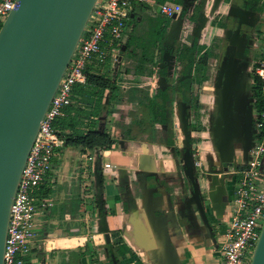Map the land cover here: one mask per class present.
<instances>
[{
  "label": "crops",
  "instance_id": "0c3cea01",
  "mask_svg": "<svg viewBox=\"0 0 264 264\" xmlns=\"http://www.w3.org/2000/svg\"><path fill=\"white\" fill-rule=\"evenodd\" d=\"M222 1L145 0L137 4L128 20L121 48L126 51L128 46V52L131 53L130 63L135 66H132L128 74L124 73L127 77L121 86L128 88L148 84L151 92L165 87L167 80L160 70L165 66L168 75H183V66L176 64L175 56L170 55L169 50L165 51L164 60L154 66L152 75L146 82V70L139 69L135 64L137 60L142 63L143 52L157 56L161 43L155 33L160 30L161 25L154 27L149 20L147 22L146 17L151 19L164 16L161 15V4L179 3L183 9L187 5L200 4L201 21L193 28L194 32L203 31L211 35L203 41L204 52L210 50L212 44L217 48L221 42L212 38L220 30L217 26H211V20L213 12L222 7ZM227 8L228 6H224V9ZM181 13L177 16L182 15ZM253 16L251 14L250 20ZM256 19L264 23L263 16L262 19ZM243 32L248 34L241 29L240 33ZM220 35L223 34H218ZM169 41L172 40L168 38L167 42ZM263 57L264 49L261 50V56L255 61L254 67ZM114 58L110 56L111 60ZM220 64L215 78L204 80L202 84L195 83L193 88L197 95L199 114L195 123L204 117L201 109L205 102L211 106L209 110L213 113L212 117L206 115L202 122L200 120L201 126L205 127L199 129L196 124L194 130H191V136L195 139V144L191 143L194 158L196 157L195 183L203 195L206 212L212 218L219 209L226 208L227 201L223 199L224 193H213L209 188L210 180L218 181L217 177L223 174L238 173L235 169L242 165L239 163L226 169L219 162L215 148L216 138L212 126L218 116V96L222 82L219 77ZM203 69L206 70L203 64L196 63L191 74L195 76L199 70L202 73ZM100 70H105V67L101 66ZM254 75H257L256 72ZM235 95L237 97L239 94L236 92ZM235 103L237 110H240V98ZM168 105L170 120L166 127L171 143L141 141L139 136L135 139L119 136L117 144L109 149L89 150L63 146L56 151L50 169L53 194L48 200L47 208L44 206L37 210V236L33 248L38 250L32 253L30 264H166L161 252L159 232L151 218L153 211L165 215L180 264H218L222 233L215 239L214 231L207 226L197 205L192 203L194 185L186 178V169L182 165L185 134L181 128V120L185 115L186 103L177 98ZM125 107L126 104L119 105L118 111L109 117L111 130L115 129V122L131 121ZM236 121L239 125V120ZM106 163H110V166L107 167ZM99 175L103 176V181L98 184ZM206 176L211 179H206ZM237 185L238 183L235 188ZM95 191H99V206H94L96 202L90 201ZM229 212L230 216L222 231L228 225L232 208ZM115 232L123 239L125 251L131 252L125 257L119 258L111 250L110 244L115 239Z\"/></svg>",
  "mask_w": 264,
  "mask_h": 264
},
{
  "label": "water",
  "instance_id": "95a60500",
  "mask_svg": "<svg viewBox=\"0 0 264 264\" xmlns=\"http://www.w3.org/2000/svg\"><path fill=\"white\" fill-rule=\"evenodd\" d=\"M16 2L15 9L0 27V264H4L10 213L23 168L41 122L98 0H16ZM251 14H253L251 10H243L239 15V24L253 23L250 20ZM183 21L182 15H173L167 33L169 40L178 36ZM239 34H241L239 28L234 30L222 57L219 75L222 78L218 96L219 115L212 126L218 160L226 169L247 161L248 152L256 136L253 103H250L245 115L244 131L236 124L237 114L240 113L234 102V95L242 85L238 75L241 73L244 75L243 68L251 61L250 53L245 51L246 43L242 41L246 33L243 32L234 43ZM252 84L253 82H248V89ZM258 101L259 97L256 99L257 103ZM184 111L185 115L181 120V128L185 134L182 160L186 175L194 185L192 203L197 205L210 228L203 195L195 183L190 117L185 108ZM235 133L243 134L246 144L238 159L235 155ZM151 218L159 232L165 263L180 264L165 215L153 211ZM250 264H264V223Z\"/></svg>",
  "mask_w": 264,
  "mask_h": 264
},
{
  "label": "trees",
  "instance_id": "16d2710c",
  "mask_svg": "<svg viewBox=\"0 0 264 264\" xmlns=\"http://www.w3.org/2000/svg\"><path fill=\"white\" fill-rule=\"evenodd\" d=\"M222 4H227L228 8L224 9L222 5V7L213 12L211 20V26H217L220 30L217 34L212 35V38L221 40L218 43V47L221 46V51L218 53L221 61L222 54L225 52L234 30L239 28L240 31L243 29L248 32L243 38L246 41L245 51L247 53H250V50L258 45V41L263 39L264 33V23L260 25L262 22L256 19L264 17L263 0H223ZM243 10H251L253 12L254 16L251 18L253 23L239 24V15ZM200 12L201 6L198 3L185 6L181 13L184 17L181 31L177 37H174L169 42H167V33L173 16L166 18V15L161 13V15H164V19L160 30L155 33L161 43L157 56L143 52L141 55L142 63L139 60H137V63L135 62L136 67L146 70V82L152 75L154 66L159 61L164 60L165 51L169 50L170 55L175 56L176 64L183 66L181 71L183 75L179 77L170 76L166 72L167 66L161 68L160 70L167 80L165 87H159L151 92L148 84L130 86L128 88L121 86L127 77L126 75L124 76V73L128 74L132 66H135L130 63L131 53H129L130 49L128 50V46L127 50H121V54H118L114 60H111L109 56L102 64L89 65L86 70L87 82L74 85L72 102L64 108V114L58 116L54 122L58 134L64 138L63 146H76L89 150L109 149L117 144L119 136L125 139H135L139 136L138 138L141 141L171 143L172 140L167 136L166 127L170 120L168 104L178 98L185 101V110L189 117L193 110L197 112V95L193 92L194 84H202V81L210 78L209 65L211 58H215V55H218L215 44L211 45L210 50L202 52L204 39L211 37V35L203 31L201 33L194 32L193 26L200 23ZM231 23L233 24L231 25ZM218 34L223 35L218 36ZM239 35L241 36V34ZM196 63L203 64L206 70L203 69L202 73L199 70L193 76L191 73ZM101 66L105 67V70H100ZM253 88L255 90H263L264 88V80L258 75H255ZM122 104H126L125 112L131 117V121L128 123L115 122V129L111 130L109 117L118 111L119 105ZM257 105L260 110L264 109V103L261 101H258ZM212 114L210 110L206 111L207 117H212ZM195 126L192 128L191 124L189 125L191 130H194ZM197 127L201 129L205 126L198 124ZM184 151L185 148L181 157H183ZM179 153L181 151L178 152V155ZM182 165L185 167L183 160ZM102 177V175H99L98 184L103 181ZM51 178L52 172L49 170L43 182L35 189L34 193L38 209L46 207L48 200L53 194ZM186 178L191 181L187 175ZM92 197L90 201L96 202L94 206H99V191H95ZM114 237V241L110 244L111 250L115 252L117 257H125L130 251H125L123 239L118 232L114 233ZM37 250V248H33L27 255L28 264L31 262L32 253ZM117 257L115 259L118 260Z\"/></svg>",
  "mask_w": 264,
  "mask_h": 264
},
{
  "label": "built area",
  "instance_id": "2783aa9c",
  "mask_svg": "<svg viewBox=\"0 0 264 264\" xmlns=\"http://www.w3.org/2000/svg\"><path fill=\"white\" fill-rule=\"evenodd\" d=\"M145 0H98L79 45L62 77L53 100L41 122L40 129L23 168L21 179L11 208L5 242L4 264H28L27 255L36 241L35 216L37 214L36 187L51 169L56 151L63 146L62 138L54 126L56 118L72 102L73 88L87 82V67L102 64L109 56L116 57L122 48V38L134 7ZM16 0H0V27ZM160 11L173 16L183 11L182 4L165 2ZM264 40V35H263ZM264 80V57L254 67ZM259 101L264 103V88ZM255 141L248 159L235 169L240 174L234 192L231 218L222 232L218 264H250L247 252L255 247L264 218V109L256 120ZM110 166V163H106Z\"/></svg>",
  "mask_w": 264,
  "mask_h": 264
},
{
  "label": "rangeland",
  "instance_id": "374dc122",
  "mask_svg": "<svg viewBox=\"0 0 264 264\" xmlns=\"http://www.w3.org/2000/svg\"><path fill=\"white\" fill-rule=\"evenodd\" d=\"M224 6H228V5L225 4ZM146 19H147V22L149 20L150 23L152 25H154V27H158L162 24L164 17L159 16L158 18H151V19L146 17ZM260 25H263V23H261ZM262 49H264V40L263 39L258 41V46H256L254 49L250 50L251 61H250L249 65L247 67H245V69H244L246 71V73H248L249 75L250 74L253 75L252 72H254V63L258 58H260ZM220 51H221V46L216 48L217 54L220 53ZM215 56L217 57V55H215ZM213 59L209 65V72H210V78H211L210 80H212V78H215L217 76L218 64L220 62L219 56L216 59L215 58H213ZM261 94H262V90H257L256 93H253V92L250 93V96L252 97V99H250L249 102L253 103V115H254L253 116V124L256 123L258 111L260 110L256 104L257 103L256 99ZM204 99H205V97H203V100ZM236 99H237V97H235V100ZM205 103L201 109V115H203L204 117L206 116V111L209 110V107H211L209 104H207V103L205 104ZM198 115H199L198 112H195L194 110L190 114V124H191L192 128L196 124L201 125V122L204 120V117H202V119L199 118L198 119L199 121H197L195 123L196 116H198ZM200 120H201V122H200ZM191 143L195 144L194 137L191 138ZM244 146H245L244 143L240 144L239 148L241 150H243ZM237 147H238V145L236 144L235 155H236ZM242 155H243V153H242ZM195 159H196V157H195ZM196 172H197V168H195V173ZM240 177L241 176L238 173H227V174H223V175L217 177L218 178V181H217V180L211 179L210 176H206V179H211L210 180L211 184H209V188L213 191V193H215V194H220L221 192L224 193L223 199L225 201H227V204L225 205L226 208L225 209H223V208L219 209L214 218H212L211 216L208 215V220H209L210 226H211L209 229L214 231V238L215 239L219 238L218 235H220V233L223 232L222 229L225 225V222L228 220V218L230 216L229 210L233 207V204H234V200H233L234 197L233 196H234V192H235V185H236V183L239 182ZM220 195H222V194H220ZM36 217H38V214L35 216V225L37 228ZM261 222L264 223V218L261 219ZM220 238H221V235H220ZM254 248L255 247L251 248V250L247 252L246 260L251 259ZM219 253L221 256L220 251H219Z\"/></svg>",
  "mask_w": 264,
  "mask_h": 264
},
{
  "label": "flooded vegetation",
  "instance_id": "af4514ba",
  "mask_svg": "<svg viewBox=\"0 0 264 264\" xmlns=\"http://www.w3.org/2000/svg\"><path fill=\"white\" fill-rule=\"evenodd\" d=\"M241 35H242V33H241ZM232 37V36H231ZM230 37V38H231ZM237 39H236V41H238L239 40V38L241 37L240 35H237ZM243 42H246L245 40H242ZM236 46L238 47V44H236ZM225 53H223L222 54V56L224 55ZM242 60H244V58L242 59ZM220 62H221V60H220ZM218 67H219V65H218ZM243 69H245V67L243 68ZM217 70H219V68L217 69ZM221 71V70H220ZM219 71V72H220ZM253 73V75H249L248 73H246V71L244 70V75H242V73L241 74H239L238 75V79H239V81H240V84H242V85H240V89L237 91V94H239L238 96H239V98H240V101H241V103H240V107H239V109L240 110H238V113H240V114H237V117H236V119H238L239 120V125L238 126H241L240 128L244 131V120H245V115H246V113H247V109H248V107H249V105H250V102H249V100L251 99L250 97V93L251 92H253V93H256V90L253 88V85H254V81H255V75H254V72H252ZM248 82H253V84H252V86H251V88L250 89H248ZM236 94V93H235ZM238 96H237V99L234 101V102H236V101H238ZM234 97H236V95H234ZM218 111V110H217ZM217 115H219V113L217 112ZM241 120V121H240ZM237 122V121H236ZM237 129V128H236ZM238 130H239V128H238ZM253 130H254V126H253ZM236 139V140H235ZM234 142H235V146H236V144L238 145V147H237V151H236V159H238V157L241 155V149L239 148V145L240 144H245V139H244V135L243 134H241V133H235L234 134ZM246 147V144H245V146L243 147V149Z\"/></svg>",
  "mask_w": 264,
  "mask_h": 264
},
{
  "label": "bare ground",
  "instance_id": "6f19581e",
  "mask_svg": "<svg viewBox=\"0 0 264 264\" xmlns=\"http://www.w3.org/2000/svg\"><path fill=\"white\" fill-rule=\"evenodd\" d=\"M75 242V241H74Z\"/></svg>",
  "mask_w": 264,
  "mask_h": 264
}]
</instances>
